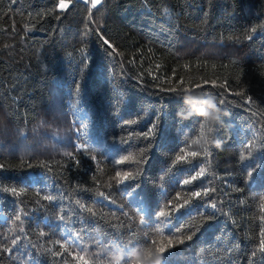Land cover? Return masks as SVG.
Segmentation results:
<instances>
[{"label": "trees", "instance_id": "obj_1", "mask_svg": "<svg viewBox=\"0 0 264 264\" xmlns=\"http://www.w3.org/2000/svg\"><path fill=\"white\" fill-rule=\"evenodd\" d=\"M66 1L0 0V264H264V0Z\"/></svg>", "mask_w": 264, "mask_h": 264}, {"label": "snow or ice", "instance_id": "obj_2", "mask_svg": "<svg viewBox=\"0 0 264 264\" xmlns=\"http://www.w3.org/2000/svg\"><path fill=\"white\" fill-rule=\"evenodd\" d=\"M101 3V0L98 4H95V5H92L91 3V6L96 8L97 5H99ZM58 8L60 10H66L69 8V3L66 2V0H59V4H58ZM248 39H251V36L248 37ZM173 91H175V89H173ZM185 91H188L187 89H185ZM236 95H243V93H236ZM249 103H251V98L249 97V100H248ZM224 101L223 100H220V105H223ZM208 115H210V113H208ZM205 129L207 131V133H210L212 131V129L208 126V122L207 120L203 121L202 122V127H201V135L203 136L205 142L207 141L208 137L204 134L205 133ZM197 143L199 141H196ZM205 152H207V149H205ZM188 155H191V156H196L197 153L196 152H191V153H188ZM185 157L184 156H179L177 157V160H183ZM127 159V157L125 158ZM2 167V166H0ZM126 173H120L119 178H122ZM205 174V169L201 168L197 173H196V177H202L204 176ZM129 179L132 178L133 174L132 173H127ZM196 177H193L192 179H196ZM190 181L189 180H185L184 183L185 184H188ZM5 192H8L10 193L11 195H14V196H19L21 193L17 191V189L15 187H11V188H5L4 189ZM194 195L196 197H200L201 196V193L200 192H195ZM48 197L45 196L44 199H47ZM211 208L212 209H215L216 208V204L213 203L211 205ZM261 208L262 210H264V202H262L261 204ZM161 216H164L165 213L163 211H161L160 213ZM17 220L20 219L19 216L16 217ZM261 219H264V216L261 217ZM260 235L262 237H264V231H262L260 233ZM193 237L192 236H187V240H191ZM184 239H180L179 240V243H184ZM17 243V240L16 239H13L12 240V244L15 245ZM153 245L155 246L154 248H150V249H147L144 253V258L148 261V264L149 262L153 261L154 260V264H161V261H160V257H164V254L168 251L169 247L171 246H174V242L173 240L169 239L167 241V243H162V242H157V241H153ZM260 248L262 251H264V239H261L260 240ZM6 252H11V249H5ZM157 253L159 254V256H157ZM59 254V253H57ZM255 255V253H253V256ZM137 264H139V262H137ZM163 264H164V261H163Z\"/></svg>", "mask_w": 264, "mask_h": 264}, {"label": "clouds", "instance_id": "obj_3", "mask_svg": "<svg viewBox=\"0 0 264 264\" xmlns=\"http://www.w3.org/2000/svg\"><path fill=\"white\" fill-rule=\"evenodd\" d=\"M213 100H207L205 101L206 107H204L203 112L200 111V109H196V112L198 115H204V113H210V116H204L206 120H218L219 119V113L216 111V109L213 107L214 105Z\"/></svg>", "mask_w": 264, "mask_h": 264}, {"label": "rangeland", "instance_id": "obj_4", "mask_svg": "<svg viewBox=\"0 0 264 264\" xmlns=\"http://www.w3.org/2000/svg\"><path fill=\"white\" fill-rule=\"evenodd\" d=\"M81 1H85V2H88V3H92V5H95V4H98L100 2V0H81ZM67 2V1H66ZM102 2V0H101ZM69 3V6L71 5L70 2H67ZM98 6V5H97ZM0 217H2V215L0 214Z\"/></svg>", "mask_w": 264, "mask_h": 264}]
</instances>
